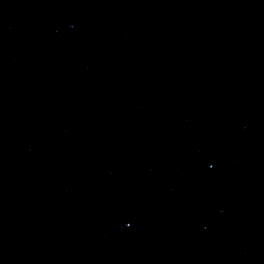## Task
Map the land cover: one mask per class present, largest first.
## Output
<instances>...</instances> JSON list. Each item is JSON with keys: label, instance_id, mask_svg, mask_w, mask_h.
Returning <instances> with one entry per match:
<instances>
[{"label": "water", "instance_id": "95a60500", "mask_svg": "<svg viewBox=\"0 0 264 264\" xmlns=\"http://www.w3.org/2000/svg\"><path fill=\"white\" fill-rule=\"evenodd\" d=\"M0 264H264V0H0Z\"/></svg>", "mask_w": 264, "mask_h": 264}]
</instances>
